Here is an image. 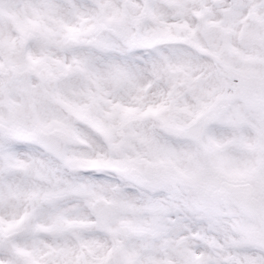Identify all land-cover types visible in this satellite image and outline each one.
Wrapping results in <instances>:
<instances>
[{
	"label": "snow or ice",
	"instance_id": "1",
	"mask_svg": "<svg viewBox=\"0 0 264 264\" xmlns=\"http://www.w3.org/2000/svg\"><path fill=\"white\" fill-rule=\"evenodd\" d=\"M0 264H264V0H0Z\"/></svg>",
	"mask_w": 264,
	"mask_h": 264
}]
</instances>
